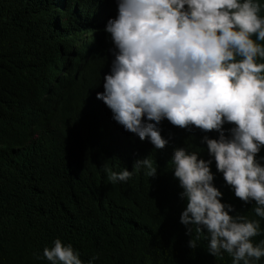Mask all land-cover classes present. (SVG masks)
Returning a JSON list of instances; mask_svg holds the SVG:
<instances>
[{
	"label": "trees",
	"instance_id": "obj_1",
	"mask_svg": "<svg viewBox=\"0 0 264 264\" xmlns=\"http://www.w3.org/2000/svg\"><path fill=\"white\" fill-rule=\"evenodd\" d=\"M116 15V0H0V264H50L43 250L57 238L85 264L94 255L96 264H232L227 254L210 255L203 235L189 247L198 234L180 223L186 201L171 170L175 149L210 159L203 137L219 134L165 119L159 128L169 143L155 149L97 99L115 59L104 29ZM146 157L155 177L142 169L109 181ZM211 171L230 215L260 221L259 244L264 219L254 202L235 197L215 161Z\"/></svg>",
	"mask_w": 264,
	"mask_h": 264
},
{
	"label": "clouds",
	"instance_id": "obj_2",
	"mask_svg": "<svg viewBox=\"0 0 264 264\" xmlns=\"http://www.w3.org/2000/svg\"><path fill=\"white\" fill-rule=\"evenodd\" d=\"M116 2L117 15L104 29L115 59L97 99L125 131L155 149L169 143L159 128L165 119L183 129L219 134L203 137L210 159H198L199 151L174 150L171 170L186 201L180 223L186 234H198L190 248L203 235L210 255L255 264L264 257V240L253 242L260 221L230 215L235 210L221 202L211 165L215 161L235 197L254 202L255 215L264 219V156L257 158L264 149V16L258 0ZM142 169L149 177L157 174L146 157L133 171L112 172L108 179L127 182ZM43 258L50 264H85L79 251L59 238L44 248ZM98 259L94 255L87 264Z\"/></svg>",
	"mask_w": 264,
	"mask_h": 264
}]
</instances>
